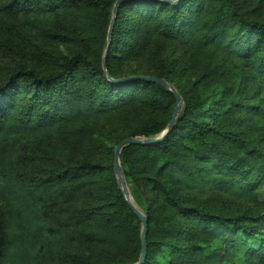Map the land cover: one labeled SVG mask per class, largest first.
Instances as JSON below:
<instances>
[{
  "label": "trees",
  "instance_id": "16d2710c",
  "mask_svg": "<svg viewBox=\"0 0 264 264\" xmlns=\"http://www.w3.org/2000/svg\"><path fill=\"white\" fill-rule=\"evenodd\" d=\"M0 0V264H264V13L253 0ZM255 6V7H254Z\"/></svg>",
  "mask_w": 264,
  "mask_h": 264
},
{
  "label": "water",
  "instance_id": "95a60500",
  "mask_svg": "<svg viewBox=\"0 0 264 264\" xmlns=\"http://www.w3.org/2000/svg\"><path fill=\"white\" fill-rule=\"evenodd\" d=\"M126 1H132V0H117L116 3L114 4L113 10H112V19H111L108 34H107V46H106L104 58H103V70L106 73V76L109 80H111V79H110L108 73L106 72L105 58H106V54H107V51L109 49V45H110V41H111V34H112L113 27H114L116 15H117V9H118L120 4H122ZM139 1H145V0H139ZM156 1H163L167 4H176L179 0H156ZM134 80L147 81V82H151V83H154L156 85H159V86L167 89L169 92H171V94L174 96V98L176 100V105H175V108H174L173 113L171 115L170 121H169L167 127L160 134H158L157 136H154V137H150V138H137V137L126 138V139L122 140L114 148V152H113V171H114V174L116 176L119 188L122 192L124 200L129 205L130 209L132 210V212L134 213V215L137 217V219L140 221V224H141L140 255H139L138 261L134 264H143L145 259H146L147 218L137 208L136 205H135L136 207H134L130 202V198L132 199V197L130 195V191L127 187V184H126V181L124 178V174H123V171L121 168L119 156H120L122 149L128 145L148 146V145H153V144H156V143L162 141L172 131V129L175 126L177 115L179 114L180 109H181L182 99H181L179 93L174 88V86L164 79L138 75V76H129V77L121 78V79L113 81V82L122 83V82H126V81H134ZM132 201H133V199H132Z\"/></svg>",
  "mask_w": 264,
  "mask_h": 264
},
{
  "label": "rangeland",
  "instance_id": "374dc122",
  "mask_svg": "<svg viewBox=\"0 0 264 264\" xmlns=\"http://www.w3.org/2000/svg\"><path fill=\"white\" fill-rule=\"evenodd\" d=\"M253 4H256L257 10H260L264 13V0H253ZM255 7V6H254ZM32 62L28 59L26 62L24 59H21L19 56H10L0 58V79L7 73L16 70L22 67H28ZM182 99V98H181ZM183 106V103L181 107ZM181 110V109H180ZM178 116V115H177ZM168 125V124H167ZM167 127V126H166ZM116 147V146H115ZM114 152V151H113ZM128 187V185H127ZM129 189V188H128ZM258 199L264 205V186L260 187L257 191Z\"/></svg>",
  "mask_w": 264,
  "mask_h": 264
},
{
  "label": "bare ground",
  "instance_id": "6f19581e",
  "mask_svg": "<svg viewBox=\"0 0 264 264\" xmlns=\"http://www.w3.org/2000/svg\"><path fill=\"white\" fill-rule=\"evenodd\" d=\"M130 202H131V204H132L134 207H136L135 204H134V202L132 201L131 198H130Z\"/></svg>",
  "mask_w": 264,
  "mask_h": 264
}]
</instances>
